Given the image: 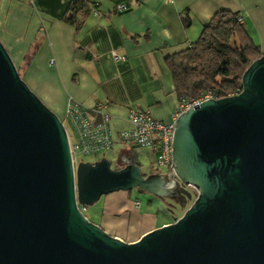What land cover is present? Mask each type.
Instances as JSON below:
<instances>
[{"label": "water", "instance_id": "95a60500", "mask_svg": "<svg viewBox=\"0 0 264 264\" xmlns=\"http://www.w3.org/2000/svg\"><path fill=\"white\" fill-rule=\"evenodd\" d=\"M241 91L181 113L172 171L128 159L74 170L60 118L29 89L0 40V264H264V53ZM133 189L178 198L183 214L125 243L80 211Z\"/></svg>", "mask_w": 264, "mask_h": 264}, {"label": "crops", "instance_id": "0c3cea01", "mask_svg": "<svg viewBox=\"0 0 264 264\" xmlns=\"http://www.w3.org/2000/svg\"><path fill=\"white\" fill-rule=\"evenodd\" d=\"M82 1L91 12L76 29L65 21L71 0H0V40L22 80L59 118L70 101L88 110L103 104L115 143L130 127L129 108L171 123L178 98L164 59L190 48L217 12L237 13L264 52V0ZM120 4L127 9L117 12ZM93 220L125 243L173 222L124 191L108 194Z\"/></svg>", "mask_w": 264, "mask_h": 264}, {"label": "trees", "instance_id": "16d2710c", "mask_svg": "<svg viewBox=\"0 0 264 264\" xmlns=\"http://www.w3.org/2000/svg\"><path fill=\"white\" fill-rule=\"evenodd\" d=\"M90 12L84 1L71 0L65 21L78 29ZM263 53L238 14L223 10L203 25L190 48L165 57L164 65L178 101L197 99L207 92L220 99L241 91L244 71Z\"/></svg>", "mask_w": 264, "mask_h": 264}, {"label": "built area", "instance_id": "2783aa9c", "mask_svg": "<svg viewBox=\"0 0 264 264\" xmlns=\"http://www.w3.org/2000/svg\"><path fill=\"white\" fill-rule=\"evenodd\" d=\"M126 9L127 6L124 4L116 6L117 12H123ZM95 14L98 15L97 12ZM111 56L116 61L124 60V56L119 55L115 50L111 51ZM206 99L215 98L210 92L197 99L181 98L176 110L172 113V121L168 124L153 119L146 112L129 108L127 121L130 127L119 132L118 141L129 147L151 148L156 155V166L165 169L167 172L165 175H168L172 171L171 142L175 122L181 113ZM64 119L69 121L73 130L74 141L72 142V136L68 133L67 136L74 170L79 163L85 162L81 159L82 157L100 155L113 149L115 141L109 126L110 115L103 104L98 103L93 109L88 110L79 103L70 101ZM79 209L83 213L86 207L79 206Z\"/></svg>", "mask_w": 264, "mask_h": 264}, {"label": "rangeland", "instance_id": "374dc122", "mask_svg": "<svg viewBox=\"0 0 264 264\" xmlns=\"http://www.w3.org/2000/svg\"><path fill=\"white\" fill-rule=\"evenodd\" d=\"M60 120L62 121L68 135L72 136V142H73L74 141L73 130L70 126L69 121L63 118H60ZM122 152L130 154L135 158V160L139 163L141 171L144 175H150L154 173H160L165 175L167 173L165 169L158 168L156 166L155 163L156 155L153 153L151 148L135 147L132 149L131 147H128L121 142L114 143L113 149L111 151L104 152L100 155L98 154L95 156L82 157L81 159L85 162L88 161L96 162L99 159L106 158L111 162V168L117 169L119 167L118 164L119 157L122 154ZM127 192H130L132 194V197L137 199V201L143 207H147L149 206V204L153 205L154 210L158 212L160 219L169 220V221L174 220V218L175 219L179 218L194 199L193 196L191 200L186 201V203H184L183 207H180L174 204L172 200L167 199L166 201H163L162 199H159L151 194L139 192L136 189ZM106 196L107 195H102L97 202H95L92 205L86 206V210L83 212V214L87 217V219L90 222L94 223L93 219L98 220L101 217L103 201Z\"/></svg>", "mask_w": 264, "mask_h": 264}, {"label": "flooded vegetation", "instance_id": "af4514ba", "mask_svg": "<svg viewBox=\"0 0 264 264\" xmlns=\"http://www.w3.org/2000/svg\"><path fill=\"white\" fill-rule=\"evenodd\" d=\"M130 158H132L133 161L135 162V158L132 155H130V154H121L120 157H119V162H118L119 167L117 169H119ZM144 176H147V175H144ZM167 199L170 200L169 197H165L162 200L166 201ZM172 201L173 202L175 201L176 203H178L179 200H178V198L174 197Z\"/></svg>", "mask_w": 264, "mask_h": 264}]
</instances>
